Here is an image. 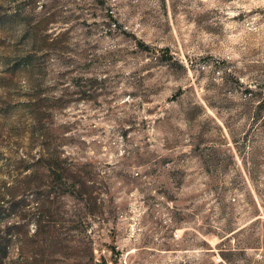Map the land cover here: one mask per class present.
<instances>
[{
    "label": "rangeland",
    "instance_id": "374dc122",
    "mask_svg": "<svg viewBox=\"0 0 264 264\" xmlns=\"http://www.w3.org/2000/svg\"><path fill=\"white\" fill-rule=\"evenodd\" d=\"M102 2L0 0V264H264V0Z\"/></svg>",
    "mask_w": 264,
    "mask_h": 264
},
{
    "label": "trees",
    "instance_id": "16d2710c",
    "mask_svg": "<svg viewBox=\"0 0 264 264\" xmlns=\"http://www.w3.org/2000/svg\"><path fill=\"white\" fill-rule=\"evenodd\" d=\"M101 3H103L102 0ZM110 16L113 17L112 14H110ZM31 19L29 16H23L19 18L16 17L15 21L21 22L23 25V32L27 37V45L30 49L24 57L27 61L26 65L33 68L34 57H36L38 53H47L46 51H49L52 48L60 50V48L64 47L61 45L60 39L55 38L52 41H49L46 35L44 36L45 29L44 26L42 27L44 20L34 21L33 18ZM144 46L149 48L146 44ZM163 52L169 53V50L166 49ZM48 161V169L50 173L53 174L55 183L60 184L62 187L71 188L73 194L77 193L80 194L81 197H89L88 199L91 198L90 188L92 186H89L91 180L88 176H85L78 168H73L71 165L67 164L66 161H63L58 155L48 153ZM41 206L42 207H39V209H41L39 210L40 215L37 216L38 218L35 220L38 225V230L41 229V222L44 214H47L48 211L50 212V206L46 200H43Z\"/></svg>",
    "mask_w": 264,
    "mask_h": 264
}]
</instances>
